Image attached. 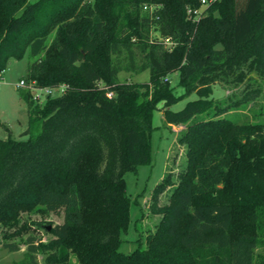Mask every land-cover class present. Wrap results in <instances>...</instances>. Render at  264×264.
Returning <instances> with one entry per match:
<instances>
[{
  "label": "trees",
  "instance_id": "obj_1",
  "mask_svg": "<svg viewBox=\"0 0 264 264\" xmlns=\"http://www.w3.org/2000/svg\"><path fill=\"white\" fill-rule=\"evenodd\" d=\"M200 5L0 0V76L29 52L21 79L66 86L41 100L25 87L30 135L0 138L2 246L26 247L10 264H41L40 254L46 264H264V104L252 119L228 115L264 102V0H216L190 17L187 8ZM144 70L145 82L119 78ZM242 84L233 104L214 95L215 86ZM156 110L185 126L186 167L153 189L160 221L126 253L133 201L125 174L152 161ZM61 211V223H45Z\"/></svg>",
  "mask_w": 264,
  "mask_h": 264
},
{
  "label": "rangeland",
  "instance_id": "obj_2",
  "mask_svg": "<svg viewBox=\"0 0 264 264\" xmlns=\"http://www.w3.org/2000/svg\"><path fill=\"white\" fill-rule=\"evenodd\" d=\"M203 10L206 6H201ZM156 34V33H155ZM31 56L29 52L22 59H13L8 64L5 71L0 76V138L6 139H27L30 132L29 115L27 111L26 98L22 90L25 87L18 88L17 84L26 73V69ZM150 77L149 70L142 72L121 71L119 78L121 80L145 82ZM178 73L172 75V82L175 84V93L179 94L184 89L177 84ZM244 84L239 87H227L222 89L215 86L214 95L225 104H233L229 98L235 100L244 93ZM43 92V91H42ZM41 92V93H42ZM38 93V90H32V94ZM190 95L177 104L171 106L173 110L181 109L189 99ZM264 102L250 103L246 107H234L229 109L228 115L253 118V113L259 110V106ZM162 105V104H161ZM154 124L157 126L153 132V158L151 163L142 165L136 172L128 171L125 174L127 181V192L131 196L132 205L130 208L131 223L127 233L123 234V243L121 250L129 253L136 249L140 244L142 232L144 235L153 232L160 221L161 214L153 209V189L168 174H173V179L178 180V174L186 167V146L179 142L180 133L185 129L184 125L168 124L164 119L163 111L156 110L154 115ZM31 131V130H30ZM36 131L35 129L32 130ZM172 187L161 193L158 204L164 205L169 201ZM62 211L60 213L51 212L45 216L46 222H52L53 225L63 221ZM33 219H40V216H32ZM36 233L45 240L51 237V234L44 229H36ZM3 230H0V264H10L13 261L24 257L25 245H21L19 251H9L2 244ZM41 264H46L45 255L40 254ZM73 264H81L73 258Z\"/></svg>",
  "mask_w": 264,
  "mask_h": 264
},
{
  "label": "built area",
  "instance_id": "obj_3",
  "mask_svg": "<svg viewBox=\"0 0 264 264\" xmlns=\"http://www.w3.org/2000/svg\"><path fill=\"white\" fill-rule=\"evenodd\" d=\"M216 0H201V6H208L211 3H213ZM146 7V6H145ZM204 10V9H203ZM203 10L201 9V7H192L189 6L187 8V13L190 17H195L198 18L202 15ZM18 88H23V87H30L33 90H38V93L34 94L33 97L36 100H41V98L44 95H53V94H62L66 91V86L65 85H61L58 87H52V88H35L34 86L27 84L26 81L24 79H21L18 84H17ZM43 91V92H42ZM42 92V93H41Z\"/></svg>",
  "mask_w": 264,
  "mask_h": 264
},
{
  "label": "water",
  "instance_id": "obj_4",
  "mask_svg": "<svg viewBox=\"0 0 264 264\" xmlns=\"http://www.w3.org/2000/svg\"><path fill=\"white\" fill-rule=\"evenodd\" d=\"M30 132V129H28L26 132H25V134H27V133H29ZM51 228V225H49L48 226V229H50Z\"/></svg>",
  "mask_w": 264,
  "mask_h": 264
}]
</instances>
